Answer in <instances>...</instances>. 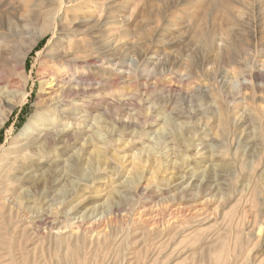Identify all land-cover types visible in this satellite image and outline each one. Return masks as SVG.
<instances>
[{"label":"rangeland","instance_id":"rangeland-1","mask_svg":"<svg viewBox=\"0 0 264 264\" xmlns=\"http://www.w3.org/2000/svg\"><path fill=\"white\" fill-rule=\"evenodd\" d=\"M0 13V164L43 111L48 67L92 86L59 107L82 135L60 156L75 159L49 195L54 229L1 264H264V0H0Z\"/></svg>","mask_w":264,"mask_h":264},{"label":"bare ground","instance_id":"bare-ground-1","mask_svg":"<svg viewBox=\"0 0 264 264\" xmlns=\"http://www.w3.org/2000/svg\"><path fill=\"white\" fill-rule=\"evenodd\" d=\"M4 18L5 16L3 20ZM76 52V45H68L58 59V66L67 71L71 70L72 65L77 64L78 61ZM6 55L5 46H1L0 71L3 74L8 65ZM45 74L43 81L41 80L42 92L38 100L43 104V111L37 108L27 120L18 134L19 141L13 143L6 151L8 160L0 164V264L4 259L5 250L10 245L15 247L13 251L16 254H21L23 243L21 239L29 230L36 233L41 223L47 225L49 230L54 229L56 218L51 207L53 199L49 195L53 192L52 187L60 182L58 178L62 175L61 165H63L64 175L71 170V164H67V161L73 162L75 159L73 153L63 159H60V156L63 157L62 154L70 150L74 142H77L82 135V132L76 129L60 127L63 118L75 124L77 115L73 109L70 111L59 109V107L67 104L77 109L80 106L76 101L77 98L80 95L88 96L92 86L89 83L85 85V83L86 93L78 94L76 85L80 80L74 79L73 76H61L49 67ZM1 82L0 79V99L6 87L5 85L3 87ZM93 137L95 143L92 158L99 164L100 138L97 135ZM78 150V156L87 153L84 140ZM41 184H44V189H41ZM45 186L49 189L46 190ZM27 221L28 226H23L22 224Z\"/></svg>","mask_w":264,"mask_h":264}]
</instances>
